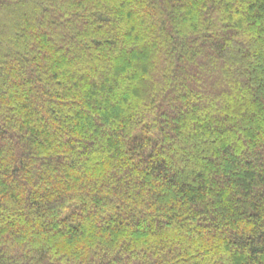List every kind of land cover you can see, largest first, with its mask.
<instances>
[{"label": "trees", "instance_id": "16d2710c", "mask_svg": "<svg viewBox=\"0 0 264 264\" xmlns=\"http://www.w3.org/2000/svg\"><path fill=\"white\" fill-rule=\"evenodd\" d=\"M0 264H264V0H0Z\"/></svg>", "mask_w": 264, "mask_h": 264}, {"label": "bare ground", "instance_id": "6f19581e", "mask_svg": "<svg viewBox=\"0 0 264 264\" xmlns=\"http://www.w3.org/2000/svg\"><path fill=\"white\" fill-rule=\"evenodd\" d=\"M242 19V18H241ZM145 61V60H144ZM147 61V60H146ZM144 97V96H143Z\"/></svg>", "mask_w": 264, "mask_h": 264}]
</instances>
